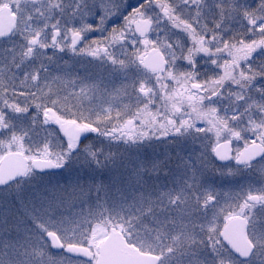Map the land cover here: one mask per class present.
<instances>
[{
    "label": "snow or ice",
    "instance_id": "6c2138e0",
    "mask_svg": "<svg viewBox=\"0 0 264 264\" xmlns=\"http://www.w3.org/2000/svg\"><path fill=\"white\" fill-rule=\"evenodd\" d=\"M0 264H264V0H0Z\"/></svg>",
    "mask_w": 264,
    "mask_h": 264
}]
</instances>
